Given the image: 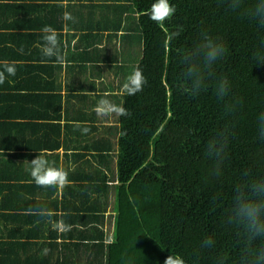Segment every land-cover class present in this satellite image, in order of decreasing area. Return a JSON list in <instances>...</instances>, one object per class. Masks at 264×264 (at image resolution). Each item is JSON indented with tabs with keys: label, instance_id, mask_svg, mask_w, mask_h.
Here are the masks:
<instances>
[{
	"label": "trees",
	"instance_id": "trees-1",
	"mask_svg": "<svg viewBox=\"0 0 264 264\" xmlns=\"http://www.w3.org/2000/svg\"><path fill=\"white\" fill-rule=\"evenodd\" d=\"M128 2L135 26L127 30L142 49L136 63L121 66V84L136 68L147 83L116 98L130 115L118 116L117 184L110 187L116 229L112 241L94 246L105 253L100 263L164 264L179 254L186 264H251L264 237L249 239L229 222V210L239 185L264 179V26L248 14L258 0L238 8L233 0H169L176 12L162 23L144 14L154 0ZM205 35L225 53L193 94L184 57ZM224 78L229 90L220 97ZM213 139L225 145L219 158L206 152ZM208 237L213 243L204 246ZM16 251L8 264H33Z\"/></svg>",
	"mask_w": 264,
	"mask_h": 264
},
{
	"label": "crops",
	"instance_id": "crops-1",
	"mask_svg": "<svg viewBox=\"0 0 264 264\" xmlns=\"http://www.w3.org/2000/svg\"><path fill=\"white\" fill-rule=\"evenodd\" d=\"M128 4L0 0V62H18L15 76L0 84V170L11 175L0 180V264L16 249L33 264H103L105 253L94 246L112 241L116 229V190L110 187L117 184L119 120L98 115L95 107L101 99L120 100L121 66L141 57L142 47L127 30L133 23ZM65 12L73 19L65 21ZM45 25L58 30L66 64L42 55ZM42 151L50 165L68 171L70 184L36 185L29 162ZM36 207L53 215L25 214ZM61 219L70 231L53 228Z\"/></svg>",
	"mask_w": 264,
	"mask_h": 264
},
{
	"label": "clouds",
	"instance_id": "clouds-1",
	"mask_svg": "<svg viewBox=\"0 0 264 264\" xmlns=\"http://www.w3.org/2000/svg\"><path fill=\"white\" fill-rule=\"evenodd\" d=\"M241 0H233V8L240 6ZM176 12V8L169 0H154L150 10L144 14L156 23H162L170 18ZM248 14L256 19L261 26H264V0H258L254 7L248 10ZM65 21L72 20L70 13L63 14ZM41 32L44 34L43 44L38 45L44 57H55V63L66 64V57L59 51V32L50 25L42 27ZM225 53L222 44L210 36L205 35L203 42L196 46L194 50L187 53L184 57L185 71L184 76L190 81V89L193 94H198L202 89L205 81L206 70L220 59ZM45 63L47 61H41ZM17 61L4 60L0 62V84H3L7 77L15 76ZM147 83L146 77L140 68H136L123 84V91L128 95H135L143 90V86ZM228 81L222 79L218 85L217 92L223 97L228 92ZM95 111L100 116H128V109L117 105L109 99H101L98 101ZM261 138H264V114H261ZM84 133L90 129L84 127ZM225 145L217 139L209 141L206 146V152L210 157L219 158L223 152ZM31 177L39 187H65L70 184L68 179V171L63 167H55L50 165L47 159L46 151L37 154L30 162ZM25 214L51 217L53 212L43 208H29L25 210ZM229 222L239 225L249 239L264 237V179L254 180L239 185L235 191L233 205L229 210ZM53 228L60 233L71 230L72 225L66 224L63 219L53 222ZM213 243L212 238L208 237L204 242V246H210ZM164 264H186L183 257L179 254H170L164 261ZM251 264H264V248L258 250L255 254V260Z\"/></svg>",
	"mask_w": 264,
	"mask_h": 264
},
{
	"label": "rangeland",
	"instance_id": "rangeland-1",
	"mask_svg": "<svg viewBox=\"0 0 264 264\" xmlns=\"http://www.w3.org/2000/svg\"><path fill=\"white\" fill-rule=\"evenodd\" d=\"M130 6H128V9H129ZM129 25V24H128Z\"/></svg>",
	"mask_w": 264,
	"mask_h": 264
}]
</instances>
